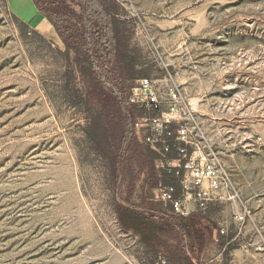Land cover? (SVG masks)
I'll list each match as a JSON object with an SVG mask.
<instances>
[{"label": "rangeland", "instance_id": "rangeland-1", "mask_svg": "<svg viewBox=\"0 0 264 264\" xmlns=\"http://www.w3.org/2000/svg\"><path fill=\"white\" fill-rule=\"evenodd\" d=\"M103 1L146 78L168 71L179 85L252 214L240 227L231 203L194 213L195 230L211 228V240L186 231L185 252L194 264H264V0ZM32 31L0 0V264H152L114 210L139 166L118 169L112 186L85 134L88 114L65 98L63 44L55 32ZM72 76L71 88L84 92L77 69ZM121 150L134 158L132 136ZM161 240L153 239L157 253Z\"/></svg>", "mask_w": 264, "mask_h": 264}, {"label": "trees", "instance_id": "trees-1", "mask_svg": "<svg viewBox=\"0 0 264 264\" xmlns=\"http://www.w3.org/2000/svg\"><path fill=\"white\" fill-rule=\"evenodd\" d=\"M31 2L63 44L61 56L66 70L65 89L69 94L65 98L73 105H80L88 114L84 131L95 149L106 159L112 186L117 181L118 169H126L129 162L139 166L129 180L124 204L115 205L114 208L120 224L142 237L152 264L160 258H163L164 264H194L182 245L184 233L205 232L207 239L211 240V228L195 230L196 214L186 218L175 217L170 205L153 201L142 193L145 187L153 191L158 185H164L175 188L174 197L180 195L174 171L165 172L159 168L161 162L177 157L173 135L175 128L170 125L169 135L164 137L168 144L167 153L159 145L143 144L137 140L134 123L137 118L148 116V113L126 105L125 99L130 92L128 82L146 78L148 73L140 67L134 51L129 49L124 31L112 15V7L103 0ZM22 26L24 29L28 27L24 22ZM74 69H77L86 85L84 92L71 88ZM127 135L132 136L137 144V152L129 161L121 150V140ZM140 175L143 176L142 192L137 196L139 203L134 204L132 197L136 193V181ZM172 218L177 223H173ZM155 219L159 221L155 222ZM161 237L167 240L158 245L162 253H157L152 243L153 239L162 241ZM232 250L229 246L224 253L229 255Z\"/></svg>", "mask_w": 264, "mask_h": 264}, {"label": "built area", "instance_id": "built-area-1", "mask_svg": "<svg viewBox=\"0 0 264 264\" xmlns=\"http://www.w3.org/2000/svg\"><path fill=\"white\" fill-rule=\"evenodd\" d=\"M126 105L147 111L148 116L137 118L134 134L143 144L159 145L168 152L165 135L173 125L176 143L175 159L165 160L159 168L174 171L180 195L174 197L173 186L158 185L152 191L153 201L170 205L175 217L186 218L205 212L211 205L232 204L235 224L242 227L251 220V211L242 202L225 165L206 137L202 122L188 107L179 85L168 71L162 80L143 78L134 84L125 99ZM219 234H225L220 229ZM218 231H214L216 241ZM164 264V261H161Z\"/></svg>", "mask_w": 264, "mask_h": 264}, {"label": "crops", "instance_id": "crops-1", "mask_svg": "<svg viewBox=\"0 0 264 264\" xmlns=\"http://www.w3.org/2000/svg\"><path fill=\"white\" fill-rule=\"evenodd\" d=\"M9 4L13 15L27 25L30 24L34 31L38 30L41 32V34H54L53 27L48 23L47 20H45L44 17L38 14L31 0H9ZM27 9L31 11L28 18L24 15ZM236 251H239V249Z\"/></svg>", "mask_w": 264, "mask_h": 264}]
</instances>
